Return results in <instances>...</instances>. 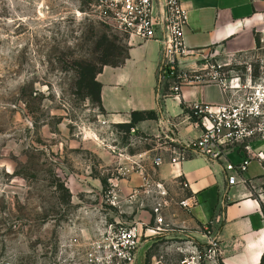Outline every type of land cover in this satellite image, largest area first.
I'll use <instances>...</instances> for the list:
<instances>
[{
    "label": "rangeland",
    "instance_id": "374dc122",
    "mask_svg": "<svg viewBox=\"0 0 264 264\" xmlns=\"http://www.w3.org/2000/svg\"><path fill=\"white\" fill-rule=\"evenodd\" d=\"M96 2L0 0V264H96L88 254L101 257L107 233L136 223L148 247L134 264H182L206 246L168 227L169 218L153 230L156 186L140 197L124 194L120 182V202L108 196L110 179L153 158L146 151L157 142L109 121L83 81L88 65L120 62L128 50L127 36L100 18ZM256 2L259 21L246 33L254 46L197 51L193 68L226 64L227 74L244 76L252 64L262 72L264 0Z\"/></svg>",
    "mask_w": 264,
    "mask_h": 264
},
{
    "label": "crops",
    "instance_id": "0c3cea01",
    "mask_svg": "<svg viewBox=\"0 0 264 264\" xmlns=\"http://www.w3.org/2000/svg\"><path fill=\"white\" fill-rule=\"evenodd\" d=\"M180 1L189 16L184 37L191 50L197 52L219 45H238L241 49L254 46L255 38L247 37L246 33L252 31L259 21L256 0ZM127 38L128 50L123 64L105 65L97 74L102 85V107L114 124L131 122L134 111L155 110L158 118L140 121L129 133L147 134L157 144L146 151L155 152L153 158L145 164L137 160L144 167V173L137 167L136 170L128 167L126 170L129 171L122 173L123 193L136 192L140 196L149 191L150 185L163 184L167 191L165 199L170 205L163 208L162 212L166 213L164 216L162 213V217L165 221L169 218V222L166 221L168 227L173 225L204 245L206 237L202 227L208 223L221 241L223 264H261L264 256V199L260 191L264 188V177L260 164L252 160L242 176L251 179L252 183L229 185L223 164L212 162L198 153L186 150L183 160L171 163L169 146H181L171 139L183 144L200 134L195 120L190 118L188 106L193 102L224 103L226 97L221 87L217 84L187 85L179 97H174L171 84L162 79L161 42L145 41L135 36ZM193 58H187L185 61L190 62L182 66L193 68ZM158 155L164 156V162L159 166L154 163ZM228 158L237 164L245 155L236 151ZM183 181L188 182V188L182 186ZM191 196H195L198 205L191 209L182 208L179 202ZM140 197L138 199L142 200ZM147 245L141 247L147 250ZM145 255L146 251L144 258Z\"/></svg>",
    "mask_w": 264,
    "mask_h": 264
},
{
    "label": "built area",
    "instance_id": "2783aa9c",
    "mask_svg": "<svg viewBox=\"0 0 264 264\" xmlns=\"http://www.w3.org/2000/svg\"><path fill=\"white\" fill-rule=\"evenodd\" d=\"M94 7L99 11L100 18L115 32L145 41L161 42L162 79L171 84V94L174 97H179L187 85L201 84L219 85L226 97L225 102L221 104L193 102L188 106L190 118L195 120L200 134L183 144L171 139V142L181 145L179 148L169 146L172 153L171 163L183 160L184 152L190 150L212 162L222 163L229 185L252 183L251 179L242 177L252 160L260 164L264 177V150H256L253 147V143L264 142V59L259 75L255 73L252 64L248 65L244 76L236 70L227 74L226 64H211L200 70H187L182 64L193 56L195 51L185 42L184 30L188 25L189 16L180 0H164L163 3L160 0H97ZM205 70L207 72L203 73ZM236 151L245 155L237 164L228 158L229 154ZM163 162V155L154 158L157 166ZM132 166H137V169L144 173V167L137 160L133 161ZM120 182L119 176L110 179L108 196L114 204L119 203L121 199ZM181 184L184 188L189 187L188 182L183 181ZM151 188L150 185L148 190ZM156 192L159 199L154 212L160 225L153 230L162 231V210L168 205L165 199L167 191L163 184H158ZM260 195L264 199V188L261 189ZM179 205L184 209H191L198 205V200L195 196L187 197L182 199ZM203 234L206 237L204 251L189 255L184 258L182 264H202L221 256V241L208 223L203 226ZM141 236L140 223L112 228L102 243L104 252L101 257L99 258L96 250H92L88 258L96 264H134L141 249Z\"/></svg>",
    "mask_w": 264,
    "mask_h": 264
},
{
    "label": "trees",
    "instance_id": "16d2710c",
    "mask_svg": "<svg viewBox=\"0 0 264 264\" xmlns=\"http://www.w3.org/2000/svg\"><path fill=\"white\" fill-rule=\"evenodd\" d=\"M125 59V58H124ZM124 59L117 63H112L108 61H104L102 63L103 66L105 65H114L118 66L123 64ZM87 70L82 74L83 81L88 89H90V92L93 93L95 100L99 103V105L102 107L101 104V83L97 80V74L102 71V66L97 67L95 65H88ZM157 112L155 110H149V111H134L132 113V120L129 123H123L118 124L121 128H123L127 133L131 132L132 128H135L137 123L140 121L148 120V119H157ZM264 259V256H263ZM220 264H223L221 262Z\"/></svg>",
    "mask_w": 264,
    "mask_h": 264
}]
</instances>
